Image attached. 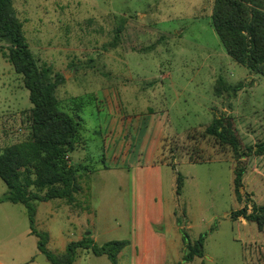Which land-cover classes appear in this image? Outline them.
Segmentation results:
<instances>
[{"label":"rangeland","instance_id":"rangeland-1","mask_svg":"<svg viewBox=\"0 0 264 264\" xmlns=\"http://www.w3.org/2000/svg\"><path fill=\"white\" fill-rule=\"evenodd\" d=\"M215 3L13 0L39 66L65 76L60 107L81 121L68 156L92 169L81 171V207L59 198L36 204V227L49 231L55 254L81 231L89 236L95 219L98 244L137 242L118 264L139 257L144 264H264V226L235 215L264 205V153L256 151L264 142V75L232 59L213 25ZM10 45L0 39L1 150L27 140L33 124L30 91L3 55ZM217 117L236 147L207 134ZM7 191L0 177V198ZM87 202L98 213L84 229L75 222L91 209ZM200 238L203 255L185 260ZM38 251L26 206L0 202V264H37ZM79 251L73 264H112Z\"/></svg>","mask_w":264,"mask_h":264},{"label":"trees","instance_id":"trees-1","mask_svg":"<svg viewBox=\"0 0 264 264\" xmlns=\"http://www.w3.org/2000/svg\"><path fill=\"white\" fill-rule=\"evenodd\" d=\"M212 16L214 28L232 59L264 75V0H216ZM123 28L124 18L120 17L117 39ZM0 39L10 42L9 49L3 51V55L23 76L33 103L30 137L4 150L0 149V177L8 187L0 202L11 201L26 206L31 233L38 237L39 250L53 264H73L80 247L91 249L97 255H107L112 264H118L119 253L129 243L127 239L98 244L88 236L69 242L61 254L47 248L50 235L36 227V204L59 198L69 204L80 205L78 195L84 189L81 171L90 167L72 163L68 155L78 147L82 124L76 116L60 107L57 89L65 82V76L54 71L52 66H39L27 40L23 22L17 17L13 0H0ZM226 122L224 118L217 117L206 132L236 147L237 141L229 136ZM256 151L258 154L264 153V142ZM244 172V167L239 166L235 173L234 190L238 200L242 199ZM181 177V174L177 177V192L182 187ZM235 215L257 222L260 228L264 226V205L254 204L251 213L246 207L242 208ZM203 240L200 238L195 246L189 247L185 260L190 261L197 254L203 255Z\"/></svg>","mask_w":264,"mask_h":264},{"label":"crops","instance_id":"crops-1","mask_svg":"<svg viewBox=\"0 0 264 264\" xmlns=\"http://www.w3.org/2000/svg\"><path fill=\"white\" fill-rule=\"evenodd\" d=\"M108 169V168H107ZM88 206H90L91 207V209H89V210H85V214L83 215V219L86 221V223H88L89 221H88V219L90 218V220L91 219H94L95 217H96V213H98V211H97V209L95 208V206L93 205V203L92 202H87L86 203ZM82 205H83V203H82ZM80 207H81V205H80ZM81 220L80 222L79 221H76L75 223H77V225L79 224V225H81L84 229H85V226L86 227H88V225L89 226H91V222H92V225H93V228H92V230H91V233H90V237L91 238H93V240L96 242V243H100L99 242V233H100V231H99V229H98V226H97V224H96V222H95V219L94 220H92L90 223H88L87 225L86 224H84V220ZM36 222H37V213H36ZM83 229V230H84ZM47 231V230H46ZM48 233H49V231H47ZM49 235H50V237L49 238H51L52 236H51V234L49 233ZM84 237H88V236H86V235H84V233H82V231L79 233V235H78V237L76 238V239H69V241L71 242V241H73V240H81V239H83ZM38 238V237H37ZM144 239H146V238H144ZM127 240H129V243H128V245L125 247V249L121 252V254H124V253H126V254H124V255H128L129 256V251H128V249L130 250V249H133L134 247H135V244L137 243V242H133V240L130 238V239H127ZM109 241V240H108ZM50 242V239H49V241H48V243H47V248L51 251V252H53V253H56L54 250H51V244L49 243ZM106 242V241H105ZM104 243V242H103ZM147 244V243H146ZM67 246V245H66ZM178 247V246H177ZM66 248V247H65ZM39 249V248H38ZM80 249H85L86 250V252H90V250L91 249H87V248H82V247H80V248H78L77 249V253H76V257L78 258V256H80ZM92 251V250H91ZM41 251L39 250L38 251V253H40ZM93 252V251H92ZM94 253V252H93ZM147 253H148V251H147ZM147 253H146V255H147ZM120 254V255H121ZM181 254H182V252H181ZM107 256V255H106ZM131 256H133V255H131ZM140 258L141 257H139L138 259H136L135 261H133V260H130L129 261V263L131 262L132 264H144V262H143V260H144V257H143V259L142 260H140ZM118 259H119V257H118ZM182 259H183V256H182ZM77 259L75 258V261H76ZM74 261V262H75ZM73 262V263H74ZM180 262V261H179ZM37 264H39L38 262H37Z\"/></svg>","mask_w":264,"mask_h":264},{"label":"water","instance_id":"water-1","mask_svg":"<svg viewBox=\"0 0 264 264\" xmlns=\"http://www.w3.org/2000/svg\"><path fill=\"white\" fill-rule=\"evenodd\" d=\"M36 260L39 264H53V262L48 259L47 255L44 252H40L36 256Z\"/></svg>","mask_w":264,"mask_h":264}]
</instances>
